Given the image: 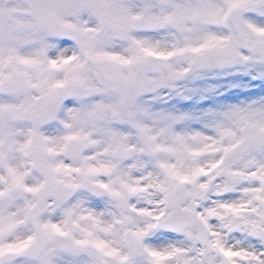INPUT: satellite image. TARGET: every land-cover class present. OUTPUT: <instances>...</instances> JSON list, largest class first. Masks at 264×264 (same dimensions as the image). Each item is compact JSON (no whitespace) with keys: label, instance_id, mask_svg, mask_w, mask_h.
Wrapping results in <instances>:
<instances>
[{"label":"snow or ice","instance_id":"6c2138e0","mask_svg":"<svg viewBox=\"0 0 264 264\" xmlns=\"http://www.w3.org/2000/svg\"><path fill=\"white\" fill-rule=\"evenodd\" d=\"M0 264H264V0H0Z\"/></svg>","mask_w":264,"mask_h":264}]
</instances>
